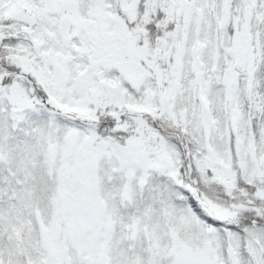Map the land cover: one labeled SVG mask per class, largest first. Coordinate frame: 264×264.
<instances>
[{"label": "snow or ice", "instance_id": "6c2138e0", "mask_svg": "<svg viewBox=\"0 0 264 264\" xmlns=\"http://www.w3.org/2000/svg\"><path fill=\"white\" fill-rule=\"evenodd\" d=\"M0 264H264V0H0Z\"/></svg>", "mask_w": 264, "mask_h": 264}]
</instances>
